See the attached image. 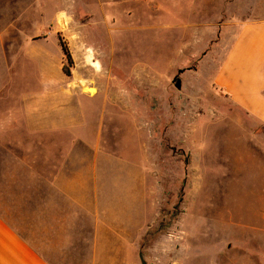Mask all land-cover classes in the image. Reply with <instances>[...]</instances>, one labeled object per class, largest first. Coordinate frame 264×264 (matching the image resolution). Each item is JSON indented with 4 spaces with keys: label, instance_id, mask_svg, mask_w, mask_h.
<instances>
[{
    "label": "rangeland",
    "instance_id": "obj_1",
    "mask_svg": "<svg viewBox=\"0 0 264 264\" xmlns=\"http://www.w3.org/2000/svg\"><path fill=\"white\" fill-rule=\"evenodd\" d=\"M241 10L239 0H0V210L25 237L27 222L41 220L32 202L58 195L26 188L35 162L20 126L35 61L49 53L50 79L78 93L68 102L80 104L86 141L99 133L113 152L99 158L110 194L140 198L129 220L146 233L135 252L130 238L129 258L169 264L176 251L178 264L264 262V122L214 83ZM68 133L66 151L80 155Z\"/></svg>",
    "mask_w": 264,
    "mask_h": 264
},
{
    "label": "crops",
    "instance_id": "obj_2",
    "mask_svg": "<svg viewBox=\"0 0 264 264\" xmlns=\"http://www.w3.org/2000/svg\"><path fill=\"white\" fill-rule=\"evenodd\" d=\"M239 7L241 16L235 21L236 30L217 67L214 83L232 105L251 119L264 122V0H239ZM46 54L36 61L31 59L36 62L38 76L35 85L22 96L20 126L31 136L29 150L35 162L28 170L31 177L26 188L53 189L58 195L32 202L36 204V220H41L27 222V237L0 210V264H136L135 257L128 256L127 244L136 236L135 252L138 240L146 233V225L140 231L129 220L137 211L140 198L110 194L114 181L105 176L107 168L99 164V158L110 159L113 152L107 146L100 147L99 133L94 145L86 141L79 129L84 125L80 104L73 107L68 102L77 92L67 87L64 79H50L43 64L49 56ZM92 65L98 69V63ZM81 84L85 90L87 82L81 80ZM67 131L68 137L82 148L80 155H74V149L66 151ZM38 174H42L41 181L31 180ZM79 190H88L89 195H81ZM39 206L41 214L37 213ZM45 231L54 239L48 240ZM171 243L177 250V241ZM169 264H178L176 251L173 255L170 252Z\"/></svg>",
    "mask_w": 264,
    "mask_h": 264
},
{
    "label": "trees",
    "instance_id": "obj_3",
    "mask_svg": "<svg viewBox=\"0 0 264 264\" xmlns=\"http://www.w3.org/2000/svg\"><path fill=\"white\" fill-rule=\"evenodd\" d=\"M58 44L61 48V51L63 53V56L66 60V63H67V66H62V72L65 74V75H70V67L72 66L73 64V60H72V57H71V54L67 48V46L65 45V43L59 39L58 41Z\"/></svg>",
    "mask_w": 264,
    "mask_h": 264
},
{
    "label": "water",
    "instance_id": "obj_4",
    "mask_svg": "<svg viewBox=\"0 0 264 264\" xmlns=\"http://www.w3.org/2000/svg\"><path fill=\"white\" fill-rule=\"evenodd\" d=\"M139 259H140V264H147V262L145 261V259L141 254H139Z\"/></svg>",
    "mask_w": 264,
    "mask_h": 264
}]
</instances>
